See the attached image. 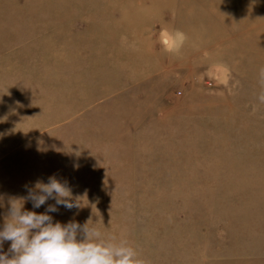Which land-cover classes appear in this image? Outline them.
Listing matches in <instances>:
<instances>
[{
  "label": "rangeland",
  "instance_id": "obj_1",
  "mask_svg": "<svg viewBox=\"0 0 264 264\" xmlns=\"http://www.w3.org/2000/svg\"><path fill=\"white\" fill-rule=\"evenodd\" d=\"M261 97L264 0H0V193L144 264H264Z\"/></svg>",
  "mask_w": 264,
  "mask_h": 264
},
{
  "label": "clouds",
  "instance_id": "obj_2",
  "mask_svg": "<svg viewBox=\"0 0 264 264\" xmlns=\"http://www.w3.org/2000/svg\"><path fill=\"white\" fill-rule=\"evenodd\" d=\"M264 100V97H261ZM26 195L0 193V208L5 209L0 225V264H144L137 250L126 240L106 237L96 226L76 220L54 221L52 213L62 206L79 209L67 180L55 174L47 182L25 185ZM49 200L43 212H37ZM32 208H26L27 202Z\"/></svg>",
  "mask_w": 264,
  "mask_h": 264
}]
</instances>
